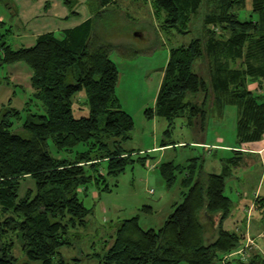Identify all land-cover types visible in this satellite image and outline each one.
Returning a JSON list of instances; mask_svg holds the SVG:
<instances>
[{
    "label": "trees",
    "instance_id": "obj_1",
    "mask_svg": "<svg viewBox=\"0 0 264 264\" xmlns=\"http://www.w3.org/2000/svg\"><path fill=\"white\" fill-rule=\"evenodd\" d=\"M0 1L16 7L12 0ZM118 1L87 0L92 18L61 35L41 34L32 46L15 48L6 42L11 28L1 31L6 22L0 20V68L27 63L34 88L21 109L10 106V98L0 113V264H78L79 259L64 257L59 248L71 244L70 228L86 226L92 212L80 191L86 192L93 178H105L104 166L105 174L116 176L136 161L150 162L148 153L121 147L131 137L134 121L117 95L120 69L111 50L118 46L106 41L113 22L104 21L119 12L112 8ZM64 3L71 15L79 14L80 0ZM246 3L151 0L161 26L187 34L198 17L202 36L170 49L155 107L146 110L147 117H164L168 126L183 118L205 133L213 107L236 103L241 107L240 140L263 137L264 92L255 93L247 85L256 82L264 91V0H252L251 14L241 19ZM81 90L87 95L89 115L76 117L74 104ZM176 144L164 138L160 147ZM137 154L145 155L135 159ZM196 160L184 167L188 189L162 225L144 228L138 215L121 219L100 264H225L244 236L224 227L232 208L225 175L206 172ZM182 168L173 161L159 164L168 186ZM28 178L34 186L20 192L22 180ZM142 210L153 212L149 205ZM18 244L19 257L14 254ZM241 254L240 264H264L261 254L247 262Z\"/></svg>",
    "mask_w": 264,
    "mask_h": 264
},
{
    "label": "rangeland",
    "instance_id": "obj_2",
    "mask_svg": "<svg viewBox=\"0 0 264 264\" xmlns=\"http://www.w3.org/2000/svg\"><path fill=\"white\" fill-rule=\"evenodd\" d=\"M119 12L104 18V21H112L110 37L113 34L121 41V48L111 50V57L120 69V78L117 86V95L122 108L133 118L134 129L130 138L121 142V147L127 151L146 149L152 146L154 141L159 145L165 138L169 142L178 143L176 146H168L166 150L161 148L146 151L150 156V162L145 165L139 161L129 165L120 175L105 174L97 181L93 178L88 184V190L80 191V197L84 200L92 212L88 216L87 225L70 228L71 244L60 246L61 254L68 259H79L78 264H100L101 255L106 243L111 240L121 219L131 218L136 215L144 228H159L170 214L175 203L182 202V191L188 188L183 181L187 174L184 167L197 158L198 165H203L206 172L222 173L225 175V194L233 201L230 216L225 220V227L231 229L234 222L241 219L243 213L238 209L246 197L242 193H249V199H253L263 163L258 155L245 154L238 167H234L232 161L226 158L233 152H225L220 149L210 150L204 144L197 142L214 143L218 137L224 139V143L236 144V114L234 108H228V114L222 121L213 117L212 130L200 131L198 126L186 124L183 118H177L172 125L169 121L158 115L147 117L146 110L154 108V97L159 88L162 71L167 63L170 49L182 44H188L194 38L202 36V20L194 18L191 21V32L184 34L174 28L163 27L153 14L151 0H119L118 5L113 6ZM244 12L241 19H244ZM0 14H3L6 24L3 31L13 27V32L6 35L5 41L14 47L29 44L28 38H22L19 33V20L16 18V7H7L0 1ZM110 19V20H109ZM113 42V40H111ZM119 43V42H118ZM197 70V66L195 65ZM8 76V77H7ZM33 71L23 62L5 64L0 68V113L9 106L8 100L12 98L10 106L21 109L28 98L33 96L32 87ZM18 85V86H14ZM77 104H74L76 117L88 116L89 107L86 104L87 95L84 90L78 92ZM24 113V111H23ZM214 123H216L214 125ZM225 124V125H223ZM214 125V127H213ZM171 127L168 137L165 131ZM219 142V141H218ZM222 145V144H221ZM222 148V146H219ZM79 149L81 146L78 147ZM66 155L68 152H65ZM65 153L61 155L64 156ZM74 156V152L71 153ZM145 154H137V159ZM247 155L252 156L247 160ZM173 161L183 168L177 173V179L172 186H168L160 173L161 162ZM155 164V168L150 166ZM227 166L229 169H224ZM199 169V167L197 168ZM194 178L196 177V172ZM32 178L22 180L20 192L28 187H33ZM264 191V184L261 185ZM154 190V192H153ZM264 193V192H262ZM244 201V202H245ZM151 206L153 212H145L143 206ZM77 235H79L80 239ZM252 243V239L249 238ZM16 256H21L22 251L18 244L14 249Z\"/></svg>",
    "mask_w": 264,
    "mask_h": 264
},
{
    "label": "crops",
    "instance_id": "obj_3",
    "mask_svg": "<svg viewBox=\"0 0 264 264\" xmlns=\"http://www.w3.org/2000/svg\"><path fill=\"white\" fill-rule=\"evenodd\" d=\"M12 2L16 6V18L19 20L20 23L19 29H21V31L19 33L22 35V38H28V36L30 35L29 40L31 42L29 44H23L22 46L34 45L37 41L38 36L46 32H55L61 35L63 34V31H65L66 29L73 28L81 24L88 18H92L93 16L90 9L87 6V0H80L81 4L78 6V10H77L79 12L78 15L70 14V10L64 3V0H12ZM246 7H247V12H244L245 14L244 19L248 18L249 15L251 14L252 0H247ZM254 18L256 19L258 18V16L255 14ZM0 20L5 21L3 14H0ZM13 27L14 26L11 25L9 26V28H11V33L13 32ZM105 37L107 38L106 41L113 40V42L111 41L110 42L113 43L114 45H117L118 46L117 48H121V43H120L121 41L118 40L119 38H117L115 34H113V38H111L110 36L109 37L105 36ZM165 66L161 74L162 77L159 84V88L157 90L155 97L153 98L154 106L156 104L157 95L159 93V89L164 77ZM247 86L249 90L255 93L262 94L264 92L262 86L258 85L256 82L249 81ZM228 108L235 109V114H236L235 136L238 145L224 143V139L222 137H218L217 140L219 142L217 141L214 143H209L208 141H206V142H197V143L204 144L206 148L210 147V150L216 148L223 150L225 152H233V155L227 157L226 160L235 161L234 159L236 157H240L239 162L237 164L236 162H234L235 163L234 167H238L241 164L245 154L258 155L264 166V134L263 137L257 141L244 142L240 140L241 136L239 135V131H240L239 124L241 119V107L238 104L232 103L222 107H218V106L213 107L212 118L210 119L207 131L209 132V129L212 130L211 123L213 121V117H215L217 121H222L225 118V116L228 114V110H229ZM215 124L216 123H214V125ZM160 145L161 144L158 145L154 141L152 146H147L146 149L139 151L143 152L144 150H146L149 152V150H154L156 148H161V151H163L168 148V146L160 147ZM219 146H222V148ZM235 150H240L241 152L237 153ZM249 155H247V160L251 158V160L253 161L252 156ZM224 169H229V167L227 168L226 166ZM263 184H264V167L262 173H260L259 181L257 183L256 192L254 194L253 199L248 198L249 193L247 192L241 194L242 196L246 197V201L244 199L245 202L242 201L240 207L238 208L243 213V215L241 216L240 220L234 222V227H231V229L229 230H235L238 233H241L244 236V240L242 242V245L236 251H234L232 255L227 257L225 264L228 261H231V264H240L238 260H240V258L242 257V254L240 255L241 252H243L244 260L246 262L249 261V259L255 254H261L264 257V193H262L264 191L263 188L261 187V185L263 186ZM232 206H233V201H232ZM224 227H225V223H224ZM249 238L252 239V243L249 242Z\"/></svg>",
    "mask_w": 264,
    "mask_h": 264
},
{
    "label": "water",
    "instance_id": "obj_4",
    "mask_svg": "<svg viewBox=\"0 0 264 264\" xmlns=\"http://www.w3.org/2000/svg\"><path fill=\"white\" fill-rule=\"evenodd\" d=\"M0 66H1V60H0Z\"/></svg>",
    "mask_w": 264,
    "mask_h": 264
}]
</instances>
